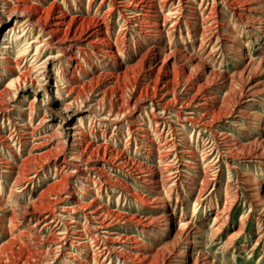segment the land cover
Here are the masks:
<instances>
[{
  "label": "rangeland",
  "instance_id": "1",
  "mask_svg": "<svg viewBox=\"0 0 264 264\" xmlns=\"http://www.w3.org/2000/svg\"><path fill=\"white\" fill-rule=\"evenodd\" d=\"M102 1L30 3L34 19L55 2L54 16L63 11L65 22L77 17V26L83 25L80 16L101 18L110 9ZM149 1L160 15L156 28L126 22L112 10L102 41L84 42L81 52L76 43L84 38L70 43L67 52L47 49L40 60L60 56L47 64V76L30 81L17 76L36 70L33 51L24 50L38 29L23 35L24 22L14 28L0 1V198L6 203L0 213V264H23L27 258L33 264L25 252L33 247L29 240L45 246L55 236L54 222L31 228L33 222L20 211L37 210L30 201L39 196L51 201L56 192L66 193L68 207L103 206L112 223L108 237L123 243L135 236L133 252L140 259L127 257L122 252L128 246L120 244L103 264H264V201L259 200L264 195V0H257L256 11L249 10L248 0ZM108 42L116 51H104ZM156 59L159 65L152 68ZM248 60L255 61L249 65ZM56 79L64 89L60 100L49 98ZM252 85L258 92L246 102ZM203 91L209 105L196 107L193 99L190 105L189 99H200ZM68 103L71 113L63 108ZM204 115L210 125L202 124ZM74 126L83 134L79 138L71 136ZM25 127L33 130L31 139L10 140ZM26 172L32 180L24 188L12 186L14 176ZM147 173L157 182L144 181ZM12 187L15 195L7 197ZM18 204L24 208H15ZM12 210L18 213L15 222L9 219ZM75 218L82 227L88 222L83 214ZM92 229L87 232L94 236ZM99 237H107L106 230ZM95 249L72 248V255H60L53 264H97Z\"/></svg>",
  "mask_w": 264,
  "mask_h": 264
},
{
  "label": "bare ground",
  "instance_id": "2",
  "mask_svg": "<svg viewBox=\"0 0 264 264\" xmlns=\"http://www.w3.org/2000/svg\"><path fill=\"white\" fill-rule=\"evenodd\" d=\"M0 1H4V3L7 5L6 8H1V12L2 14L5 13L7 20L13 21L14 23V28L18 27L19 22H21V20L24 22L21 26V28L23 29V35L25 36H30L32 34V32L36 29H38V33L37 36L34 37V39L30 40V42H28L29 44L27 45L26 49L24 50V52H28L33 51L32 54V58L34 61H36V70L33 72H26L25 75H18L17 78L20 80H26V81H30L29 78H33V77H38V76H47L48 72L47 70V64L50 65L51 60L53 59H57L58 53L56 54V56H48V57H44L43 60L41 59L42 54L47 51V49H56L60 52H67L74 44H70L72 42H78L80 39H83V42H79L76 43L77 46V50H79L80 52L83 51L85 49V44L84 42H94L95 44L99 41H102L104 39L103 34L105 33V29L107 26V20L109 18V15L111 13L112 10H115V12H118L122 19L126 22H133V21H138L141 24H146L145 26L147 27H153L156 28L158 26V23L156 21V19L158 18V13H154L152 11L153 8H155V5L152 4V2H150L149 0H103L102 2H107L110 5V9H107L104 13H102L103 16H101V18H96V15L93 17H78V19H80V21L83 23V25H77L74 26V21L77 20V17L71 18L69 19V21L65 22V16L63 11L59 12V15L54 16V9L56 7V3H52L49 7H47L46 9H41L39 16L35 18V12L32 11V9L34 8L33 3H30V0H12L13 5H11V3L8 2V0H0ZM159 1V0H158ZM162 1V0H161ZM173 1V0H172ZM171 1V2H172ZM175 1V0H174ZM217 1V0H216ZM262 1V0H261ZM88 2L90 3L91 0H88ZM155 2V1H154ZM160 2V1H159ZM215 2V1H214ZM243 2V1H242ZM249 2V10L253 11V9L256 11L257 9H259L260 7L258 6L259 1L257 0H248ZM157 3V2H156ZM166 3V2H162ZM219 3V2H218ZM263 3V2H262ZM102 4V3H101ZM175 4V3H174ZM264 4V3H263ZM157 5V4H156ZM159 5V4H158ZM170 5V4H169ZM251 5L252 8H251ZM101 5L98 6L96 12L99 13V8ZM163 6V5H162ZM159 7V6H158ZM264 7V6H263ZM262 8V7H261ZM53 10V11H52ZM159 10V9H158ZM157 10V11H158ZM172 10V9H169ZM155 11V10H154ZM97 13V14H98ZM160 13V12H159ZM212 13V12H211ZM1 14V13H0ZM166 16V15H165ZM170 16V15H168ZM210 16V15H209ZM214 16V15H213ZM212 16V17H213ZM208 17V16H207ZM215 17V16H214ZM213 17V19H214ZM206 18V17H205ZM209 18V17H208ZM147 19V20H146ZM167 18H165L166 20ZM202 20V19H201ZM207 20V19H206ZM205 20V22H206ZM203 21V20H202ZM201 21V22H202ZM166 22V21H165ZM164 22V23H165ZM85 23H87V25H85ZM207 23V22H206ZM212 23V22H211ZM64 25L66 26L64 28ZM161 25V24H160ZM163 25V24H162ZM209 25V24H208ZM211 25V24H210ZM214 26L216 24H213ZM213 26V27H214ZM217 26V25H216ZM212 27V28H213ZM14 28L12 27L11 29L14 30ZM143 28V27H141ZM217 29V28H216ZM151 30V29H150ZM154 30V29H153ZM207 30V29H204ZM203 30V32H204ZM211 31V30H210ZM148 32V31H147ZM61 34V36L58 39H55V34ZM156 33V32H155ZM208 33V32H207ZM205 33V34H207ZM212 33V32H211ZM202 34V33H201ZM220 34V33H219ZM223 33H221L222 35ZM225 34V33H224ZM93 36H96V38L92 39ZM207 38V37H206ZM205 38V39H206ZM204 40V39H203ZM205 42V41H204ZM203 42V43H204ZM232 45V44H231ZM102 47V46H101ZM105 47V52H112V51H116V47H114V45H112L110 42L107 43V45L104 46ZM235 47V46H234ZM24 49V48H23ZM115 49V50H114ZM177 51V50H176ZM211 52V51H210ZM209 52V53H210ZM213 52V51H212ZM53 53V52H52ZM25 55V54H24ZM212 55V54H211ZM44 56V55H43ZM171 56V55H170ZM5 57V56H4ZM191 58H195V57H191ZM253 59V58H252ZM263 59V60H262ZM6 60V59H5ZM29 60V59H28ZM40 60V61H39ZM158 61V59H156ZM18 61V60H17ZM152 62L151 63V67L154 68L156 66H158L159 61L157 62ZM249 62L247 64H253V61L255 60H248ZM261 62L264 61V58H261L260 60ZM261 62H258L261 63ZM33 63V62H32ZM165 63V62H164ZM52 64V63H51ZM33 65V64H32ZM162 65V64H161ZM248 66V65H247ZM162 67V66H161ZM12 68V67H11ZM203 68V67H202ZM249 68V67H248ZM31 69V68H29ZM28 70V69H27ZM245 70V69H244ZM24 72V71H23ZM159 72V71H158ZM160 73V72H159ZM119 74V73H118ZM212 74V73H211ZM242 74V72H241ZM33 76V77H32ZM120 76V75H119ZM241 76V75H240ZM16 79V77H15ZM17 79V80H18ZM160 80V79H159ZM218 80V79H217ZM13 81V80H12ZM66 81V80H65ZM61 82L60 80L56 79L55 80V84H54V88H55V92L53 94H50L49 98L50 99H58L60 100L61 96H64V89H62L61 87ZM11 83V81H10ZM70 84V83H69ZM68 84V85H69ZM67 87V86H66ZM69 87V86H68ZM74 88V87H73ZM135 88V87H134ZM185 88V87H184ZM133 89V88H132ZM245 89V88H244ZM5 90V89H4ZM8 90V89H7ZM204 90V89H203ZM261 90V89H260ZM68 91V90H67ZM72 91V90H70ZM249 93L246 96V102H249L251 100H253V96L255 93H257V88L252 85L249 90H247ZM4 92V91H3ZM2 93V92H1ZM70 92H68L69 95ZM204 93V91H203ZM208 93V92H207ZM246 93V92H245ZM187 94V92L185 93ZM244 94V93H243ZM1 95V94H0ZM242 95V94H241ZM13 96V95H12ZM59 97V98H58ZM151 97V96H150ZM156 97V96H155ZM234 97V96H233ZM243 97V96H242ZM70 98V97H69ZM165 98V94H162L161 96V100L164 101ZM214 98V97H213ZM191 99H193V102L195 103L196 107L199 108H204L206 106L209 105V101H210V97L207 96V94H202L200 96V99L197 98H190L189 99V104L191 105L193 102L190 101ZM129 100V99H128ZM135 100V99H134ZM138 100V99H137ZM135 100V101H137ZM1 101V100H0ZM88 101V100H87ZM127 101V100H126ZM244 101V100H243ZM2 102V101H1ZM134 102V101H133ZM85 103V102H84ZM83 103V104H84ZM163 103V102H162ZM3 103H0V106ZM72 103H68V104H63V108L65 112H72ZM161 104V102H160ZM165 104V103H163ZM247 104V103H246ZM90 108V107H89ZM146 108V107H145ZM182 108V107H181ZM126 109V108H125ZM129 109V108H128ZM164 109V108H163ZM184 109H186V107H184ZM4 110V109H3ZM1 111V110H0ZM182 112V111H181ZM124 113V112H123ZM238 113H246L244 110H239ZM185 116L188 119V115L189 112H184ZM207 114V113H206ZM234 114V113H233ZM119 115L118 113L116 114V116ZM231 114H228V116H230ZM45 116V115H44ZM124 116V115H123ZM205 116V115H204ZM190 118V117H189ZM193 118V117H191ZM205 122H203L202 124H211V121H207V117L205 116ZM45 119V118H44ZM183 120H185L183 118ZM192 120V119H191ZM43 122V121H42ZM41 123V122H40ZM15 124V123H14ZM61 125V124H60ZM18 126V125H17ZM80 126V125H79ZM78 126V127H79ZM37 127V124H36ZM39 127V126H38ZM61 127V126H60ZM34 128V127H33ZM58 128V127H57ZM15 129V128H14ZM11 129V130H14ZM59 129V128H58ZM138 129V128H137ZM21 130V129H18ZM17 130V131H18ZM72 131L71 136H82L83 134L80 133L79 131L76 130V127H71L69 129V131ZM140 130V129H139ZM85 131V130H84ZM55 132V131H54ZM67 132V131H66ZM10 134V133H9ZM21 136L19 137V133H12L10 135V140L13 141H21L23 143H25L28 138L32 137L33 135V130H31V128L29 127H25V129H22L21 131ZM48 134V133H47ZM85 134V133H84ZM49 135V134H48ZM62 135V134H61ZM68 135V134H67ZM47 136V135H46ZM64 136V135H63ZM43 137V136H42ZM69 137V136H68ZM84 137V136H83ZM5 138V136H4ZM79 138V136H78ZM174 138V137H173ZM6 139V138H5ZM31 139V138H30ZM75 139V138H74ZM171 139V138H170ZM178 139V138H176ZM8 140V138H7ZM48 140V139H47ZM50 140V139H49ZM61 140V139H60ZM84 140V139H83ZM4 141V140H3ZM59 141V140H57ZM64 141V140H63ZM73 141V140H72ZM172 141V140H171ZM175 141V140H174ZM217 141V140H216ZM6 142V141H5ZM81 142V141H80ZM60 143V142H59ZM72 143V142H71ZM76 144V143H75ZM82 144V143H81ZM175 144V142H174ZM177 144V142H176ZM74 145V144H73ZM86 145V144H85ZM216 145V144H215ZM57 146V145H56ZM81 146V145H79ZM89 146V145H88ZM170 146V145H169ZM234 146V145H233ZM71 147V146H70ZM216 147V146H215ZM229 147V146H228ZM231 147V146H230ZM229 147V148H230ZM54 148V147H53ZM85 148V147H84ZM212 148V147H211ZM241 148V147H240ZM75 149V148H74ZM82 149V148H80ZM89 149V148H88ZM86 150V149H85ZM218 150V149H217ZM242 150V149H241ZM65 151V150H64ZM73 151V150H72ZM208 151V150H207ZM211 151V150H210ZM243 151V150H242ZM75 152V151H74ZM85 152V151H84ZM164 152V151H163ZM168 152V149L167 151ZM188 152V151H187ZM79 153V152H77ZM56 154V153H55ZM74 154V153H73ZM261 155H264V153H260ZM159 155V154H158ZM208 155V154H207ZM55 156V155H54ZM69 156V155H68ZM77 156V154H76ZM193 156H195L193 154ZM206 156V155H205ZM73 157V156H72ZM75 158V157H73ZM196 158V156L194 157ZM22 159V158H21ZM23 160V159H22ZM21 160V162H22ZM71 160V159H70ZM8 161V160H7ZM31 161V160H30ZM29 161V162H30ZM20 162V161H19ZM28 162V161H27ZM82 162V161H81ZM10 162H7V164ZM67 163V162H66ZM76 163V160L75 162ZM73 163V164H74ZM79 163V162H78ZM34 164V163H33ZM42 164V163H41ZM165 164V163H164ZM24 165V164H22ZM69 165V164H68ZM78 165V164H77ZM128 165V164H127ZM167 165V164H166ZM7 168H12V165H6ZM23 167V166H21ZM40 167V166H39ZM38 167V168H39ZM63 167V166H62ZM77 168V167H76ZM79 168V166H78ZM94 168V167H93ZM96 168V167H95ZM167 168V167H166ZM28 169V168H26ZM69 169V168H68ZM102 169V168H101ZM145 169V168H144ZM162 169V168H161ZM33 170V169H32ZM166 170V169H165ZM99 171V170H98ZM102 171V170H100ZM11 174L15 173L13 170L10 169L9 171ZM17 172V170H16ZM29 172V169H28ZM28 172H26L25 174H22V177H18V176H14L13 179V183L12 186L14 185H19V186H23V188L28 184V182L30 181L31 178V174H29ZM32 172V171H31ZM38 172V171H36ZM73 172V171H72ZM97 172V171H96ZM144 173L147 171H143ZM10 174V175H11ZM17 174V173H16ZM67 174V173H66ZM74 174V172H73ZM81 174V173H80ZM31 175V176H30ZM104 175V174H103ZM152 173H147V174H143V178L144 181H148L149 183H154L157 182V179L155 176H152ZM112 176V175H111ZM160 176V175H159ZM158 176V177H159ZM65 177V176H64ZM102 177V175H101ZM164 177V176H163ZM68 178V177H67ZM162 178V176H161ZM57 180H61L60 178ZM69 180V179H68ZM81 180V179H80ZM100 180V179H99ZM66 181V180H65ZM79 181V180H78ZM159 181V180H158ZM246 181V180H245ZM254 181V180H253ZM59 182V181H58ZM61 182V181H60ZM250 182V181H249ZM53 183V182H52ZM64 184V183H63ZM84 184V183H83ZM249 184V183H248ZM252 184V183H251ZM69 185V184H68ZM88 185V184H87ZM90 185V184H89ZM81 186V185H80ZM254 186V185H253ZM83 187H85L83 185ZM252 187V186H251ZM90 188V187H89ZM92 188V187H91ZM60 189V188H59ZM87 189V188H86ZM67 190V187H66ZM68 191V190H67ZM90 191V190H89ZM65 194L64 192H56L55 194V198L52 199L51 201H49V197H42L39 196L38 198L36 197V199L32 200L29 202V204H34L38 206L37 210H21V208H24L23 206L15 205V208H20V216L24 219H26L27 221H32V226L36 227L39 224H42V226H50L52 222H54L53 224V229L52 231L54 232L55 236H53L52 238H50L49 243L45 246H43L40 243H36L32 242L30 243L32 240H29V245H33L32 248L25 250L26 254L29 255V253H31L29 255V257L31 256L32 258L30 259L33 264H53V262H55L60 255H65L67 254L68 256L72 255L71 252H68V250L74 248V250H76L77 248L83 247L84 250H91L92 251V247H95L96 249L93 251V259L95 262H98L97 264H103L104 261L109 258V260H111V254L112 253H116V250L119 249L120 244L122 245H127L128 250L126 252H122V250H120L122 253H124L125 255H127V257L133 259V258H139V253L138 252H133V251H137V246H133L134 243H137V240L135 238V236L133 235H128L127 237H125V240H123V243H119V241L115 240L114 238H110L108 237L110 235V231L107 230L108 227H111V222H109V220L107 219L108 215L104 213V208L102 207H97L94 209H86L87 207H90L91 203H88L87 205H85V209L84 206L82 207L81 203L76 204L70 208L65 204ZM255 194V193H254ZM15 195V189L12 187V189L10 188L8 191V196H13ZM80 200V198H79ZM77 200V201H79ZM259 200L264 201V195L259 196ZM69 202V201H68ZM67 202V203H68ZM82 202V201H81ZM78 203V202H76ZM84 203V202H82ZM6 203L0 198V213L5 211L6 209H4V205ZM86 204V203H85ZM103 204V203H102ZM25 205V204H24ZM27 205V204H26ZM92 206V205H91ZM101 206V205H100ZM105 206V205H104ZM13 207V206H12ZM11 207V208H12ZM35 207V206H34ZM89 210V211H87ZM108 210V209H107ZM69 212V221H65L66 216L65 213ZM10 217L9 219L13 222L14 221V217L18 214L13 213V210L10 211ZM79 214H83L85 220H88V222L85 223V225L82 227V225H80L77 221V219L75 218L77 215ZM2 216V215H1ZM4 217V215H3ZM17 217V216H16ZM110 217V215H109ZM112 217V216H111ZM115 217V216H114ZM21 218V219H22ZM117 218V217H116ZM114 219V218H113ZM119 220H121L122 218H119ZM151 219V218H150ZM217 219V218H215ZM116 220V219H115ZM123 220V219H122ZM155 220V217H154ZM113 221V220H112ZM150 221V220H149ZM152 221V220H151ZM89 223V224H88ZM39 227V226H38ZM89 227H93L92 231H94L96 233V235H91L89 234V232H87ZM219 227V226H218ZM30 228V227H29ZM30 228V229H31ZM42 228V227H41ZM50 228V227H49ZM52 228V227H51ZM82 230H81V229ZM183 231H187L188 229V223L184 224L182 226ZM41 230V229H40ZM107 233V237L102 238V240L100 239L101 237L99 236H103V233L105 232ZM26 231V230H25ZM35 231V230H34ZM48 231V230H47ZM39 232V231H38ZM183 232V233H184ZM200 232V231H199ZM202 232V231H201ZM235 231L232 233V235H230L231 237H234V235L236 234ZM40 233V232H39ZM33 234V233H32ZM48 234V233H47ZM35 234H33L34 236ZM17 236V235H16ZM38 236V235H37ZM35 236V237H37ZM27 237V236H26ZM38 238V237H37ZM35 239V238H34ZM229 239V238H228ZM36 240V239H35ZM40 240V239H39ZM101 240V241H100ZM28 241V240H27ZM26 242V241H25ZM24 242V243H25ZM8 243V242H7ZM12 243V241L10 242ZM23 244V243H22ZM28 244V243H27ZM8 245V244H6ZM31 247V246H30ZM43 247V248H41ZM41 248V249H39ZM94 249V248H93ZM67 250V252L65 251ZM83 250V249H82ZM124 250V249H123ZM73 251V250H72ZM86 251H83L84 254ZM119 251V252H120ZM118 252V253H119ZM175 253V252H174ZM177 253V252H176ZM117 254V253H116ZM177 255V254H175ZM101 258H103L101 260ZM123 258V257H122ZM128 259V258H127ZM140 259V258H139ZM101 260V261H100ZM100 262V263H99ZM66 263H69L66 261ZM137 263V262H136ZM23 264H29V260L28 258L23 260ZM88 264V263H87ZM139 264H142L141 261H139Z\"/></svg>",
  "mask_w": 264,
  "mask_h": 264
}]
</instances>
